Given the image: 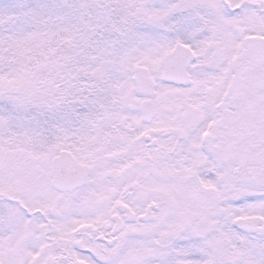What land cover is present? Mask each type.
I'll return each mask as SVG.
<instances>
[{"label":"snow or ice","instance_id":"6c2138e0","mask_svg":"<svg viewBox=\"0 0 264 264\" xmlns=\"http://www.w3.org/2000/svg\"><path fill=\"white\" fill-rule=\"evenodd\" d=\"M0 264H264V0H0Z\"/></svg>","mask_w":264,"mask_h":264}]
</instances>
